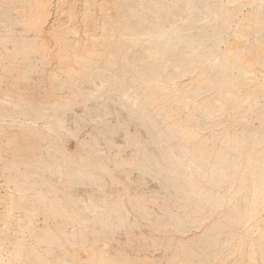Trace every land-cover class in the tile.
Instances as JSON below:
<instances>
[{
  "label": "rangeland",
  "instance_id": "374dc122",
  "mask_svg": "<svg viewBox=\"0 0 264 264\" xmlns=\"http://www.w3.org/2000/svg\"><path fill=\"white\" fill-rule=\"evenodd\" d=\"M53 1L54 0L51 1L52 6L50 5L51 10L49 11L48 19L45 22L46 24H44L42 31L38 33L36 30L29 29V27L25 26L26 24L24 19L20 20L22 17L26 18L29 16L31 12L30 7H27L28 10L25 8L24 13V10L21 9L19 1L0 0V264H15L16 262L17 264H24L25 262L27 264H64V261H66V264H90V262L94 260V264H105L106 261L104 260L107 259L110 261L108 262L107 260L108 264H256L255 262H258L257 264H264V261H262L264 260V253H262V256L261 252L259 251H264V248L262 247V244L264 246V198L262 197L264 196V190L261 189V191H258L260 190V187L263 188L262 186H264V174H262L264 173V139H262L264 137V63L260 62L254 64V72H251L249 76L253 75V80H255V82L252 80L251 84V81L246 84L249 85L246 88V85L241 87L240 89H242L243 93L239 91L240 96L245 95L242 97V99L245 98L243 101L248 104L247 99H249V102L251 103L249 105H245L243 102L244 106H241V103L238 104L237 107L231 109L230 107L234 106H232V104L231 106H228L229 108L226 107L227 110L230 109L228 110L230 111L229 115L230 117L233 116V119H231L229 115L226 114L227 110H224L225 113L223 111L219 112L220 115L221 113L223 114L222 116L218 115L217 112L219 110H216L217 114L214 111L213 117H216V119L212 118V114L210 117H206L205 115L202 117V113H196V115L199 114L197 116V122L199 123L200 128L206 124L204 125V129H200L199 126H197V123L195 127H198L200 131H203L198 132L196 131L198 129H194L197 136L200 135V137H198L203 138L205 135L203 139L209 138L210 140H215L211 141V143H216H212L213 146L210 143L212 146H210V149L212 150L211 152L214 153L210 152L208 154L210 155L208 157H211V155L215 157H212L211 159L206 158V162L210 161L207 163L208 165L205 163V159L203 160L205 166H209V168L203 166L204 163L202 168L211 169L213 166L212 164L216 163L215 160L217 159L215 158H217L219 155V151H221L222 148L221 146L226 144L224 141H226L227 138L234 135H237L238 137L239 134V137L244 139L243 141H241L242 138L240 140L238 139L237 142L239 145L243 143V147L242 145L240 147L234 143L235 146H233L234 144H230L229 146L225 145L226 149L222 148V150L224 149V153L228 156V158L232 159L231 161H239L241 164H237L240 165L239 170L237 171L230 169V171H227L228 173H226V175L219 176V174H216L217 176L214 175L213 177L211 170H201L202 172H199V170L202 168L199 170L197 168L201 166V163L199 164V162H196V164H193L195 161L189 160L192 150L191 148H188L190 149L188 151H191L188 155L187 149H183L182 146H184L185 141L179 138L167 137L169 132L166 130L165 122L162 123L163 119H160L159 116H153L154 113L157 114L156 110L152 112V115L150 114L151 118L155 120L152 122L153 120L144 118L142 115L143 112H140L143 109L139 107L137 102L134 103L136 98L135 100L132 99L136 97V95L133 93H139L141 90L140 88L142 87L140 84H138L140 82H137V80L132 81V79L135 80L133 78L134 76L132 75L133 71H125V69H123V59L126 57H124V55H127L126 58L129 61L131 60V62H133L134 58L137 56L135 58L136 61L134 62L140 64L143 62L142 66L140 64L138 65L141 66V68H137L141 71L145 70L142 73L144 75V72L147 73L148 70L147 74L149 77H151V75H149L152 74L150 67H146L144 64L145 61H142L144 58L143 55L146 53L143 52V49L145 48V50H148L146 47L147 45L151 44L148 42L150 41V38H147L149 37L148 33L147 35L139 34L143 38L139 36L142 39H136V42L138 41L137 45L139 43L140 44L138 46H129L131 44H124L121 42V39H119L120 37L118 35L119 33L117 34L118 37L114 33H110L113 27L116 28V30L112 29L113 32H120L121 28L122 30L125 28V26L122 24L121 26H118L120 24L117 23L120 21V17H123L124 14H126L124 16L125 18L128 17L127 21H132V19H134V22H136V20L138 21V19L135 20V18L138 17L135 14H137L139 11H135V9H138L136 7L141 6L138 10H140V12L142 10L141 13L145 14L144 9L147 3L144 4L143 2L146 1L142 2L140 0H128L134 5L133 6L130 4V8L126 6L129 3H125V0H122V2L121 0H113L114 3H117L116 7L115 4L110 3L112 0H94L95 2L92 0H87L88 2H85V0H58L60 2L57 0H55V2ZM104 1L107 5H102ZM165 1L162 2L168 5L169 3L166 2H170L171 0ZM187 1L189 0H186L185 2ZM200 1L201 0H199V2L198 0L192 1L193 4L190 3V1L187 2V4H190V6L192 5L191 9H195H189L190 11L183 9L181 10V8L184 7L186 9L189 8L185 2H183V6L181 5V2L179 3L182 6L181 8L178 6H172V14L179 16L178 18L175 16V18L173 15H171L176 20L172 19L171 17H168V19H170L169 22L167 20L168 23L172 21L178 25L181 22L182 24H180V26L186 25L185 27L187 28L189 25H191L189 23V25H187L188 21L198 22L199 20V22H201L200 20L204 21V17L207 18V21H215L214 23L209 21V24L206 23L204 25H201L203 24L202 22H195L192 24V26L195 25L193 26V29L190 28L192 31H189V28V30H184L185 28H182V32H184L186 35L193 34V36L191 35L192 37L189 38V41L191 44H193L191 47L194 45L195 47L198 46V40H200L203 34L206 35L205 38H207V47H210L214 43V36L218 38L214 39V41L218 44L214 46V50L217 49V54L225 51V49L231 45L230 43L234 41V44L242 37L246 38V41L240 39V45L242 46L243 44L245 46L244 50L253 45L256 41V38H259L257 41H262L261 43L264 47V30H262L263 28L260 27L256 28L257 26L255 25L256 20H264V0H240L237 2V4L235 3L236 0H231L234 3L230 0H212V3L211 1L210 4L208 3L209 5H205L204 1L200 3ZM90 2L94 4L91 6V9L87 8L88 6L85 8L88 11L90 10V12L92 11L91 13L84 9L86 4L91 5ZM138 3L144 4V7H142L143 5H138ZM97 4H101L99 6L100 8L101 6H108L110 10L107 9L108 7H104L103 9H105V11L107 10L111 12H105L103 9L99 11ZM108 4H111L112 6H110L113 7V9H111ZM15 5L18 6L20 10ZM170 5H172V3L169 4V6ZM93 6L95 7L93 8ZM117 7L118 9L120 8L122 12H120V9L118 11V9H116ZM126 7L128 8L126 9ZM175 7H177V9ZM208 7H211L212 10L215 7L216 9L212 11ZM219 8L223 10L220 12V17L217 16V14H219V10H221ZM130 9L132 12L127 14ZM232 9L235 10L233 11ZM14 10H16V12H14ZM180 10L182 12H180ZM216 10L218 13L216 12L217 14L214 16ZM227 10L235 12L233 14H236V17L235 15L230 16L231 12H228ZM93 11L96 13L94 16H92ZM226 11L228 13H226ZM212 12L214 13L212 14ZM84 13H87V16L88 14L91 15L89 17L92 18H89L86 15L83 17L82 15ZM109 13L111 16H113V20L111 19V21H114V24L117 26H114V24L112 25V23H110L111 21H109V18L105 16ZM207 13L208 16H204L205 14L207 15ZM221 13H225L227 15L229 14V17L227 18H232L233 16L234 21L231 19L232 24L230 19L227 20L226 17V20L223 21V16L226 15H221ZM115 14H119L120 16L118 15L119 17H117ZM180 14L184 17H181V21L177 20L180 19ZM209 14H212L215 19H211L212 15L210 16ZM190 15H193L194 17ZM115 16L117 19L119 18L118 21L117 19L114 20V18H116ZM130 16L131 18L129 19ZM246 16H251V18L248 17L251 19V21H249L250 23H245V21L242 23V21H239L241 18ZM124 17L121 21H124ZM150 17L154 18V15H151ZM208 17L210 18L209 20ZM87 18L89 19L87 20ZM248 18H243V20L248 21ZM84 19L88 22L85 21V23H83ZM105 21L109 23V26H107L108 24L106 25V23H104ZM226 21H229V25L231 26L228 25L229 28L223 27L222 32L224 33L221 32L222 34L217 32L220 30V27L218 28L211 26V24L213 26L215 24L218 26L222 24V22V26H226L227 23H224ZM238 21L239 25H236L235 23L238 24ZM167 22L165 25L170 28V24H167ZM102 23L105 25V31H107L108 28V34L111 35L109 42L105 40V37L103 38L105 34L103 33L104 26ZM83 24L88 26L84 25L85 29H82L84 28ZM142 25V28L140 27V32L142 31L145 33L144 27H146L145 25L148 26L149 23L147 21L146 24L144 23ZM241 26H247L245 27L246 29H243L247 33H244V31L241 30L243 32L240 33L246 35H240L241 37H239L238 34H240L239 29H241ZM216 28L219 30L217 29L215 32L214 30H216ZM225 28H227L226 31ZM69 29H73L68 31L72 33H68L72 35L70 44L75 41L74 38H78L76 41H79L81 37L84 36V33L81 31L85 30V34L93 33V35L87 34V38L92 36V39H90L91 37L88 38L90 40L89 42H94V45L98 50L100 46L104 48V45H107L108 43V46L114 42L116 43H114V45L117 47L111 45V47L108 48L105 46V50L100 48V50L102 49L99 51L100 53L108 56L110 55L111 51L115 50V47L118 48V45L120 46V49L118 50H124V48H127L129 52H120L119 58L115 59L114 62V64H116V60H118L116 65H113V63H108L105 60V57H96L91 63H89L92 67L90 66L91 68H88L89 66L86 65V63L81 60L79 63V61L77 62L78 59H75V55L77 53L79 54V51L83 52L82 47L75 49L72 47V45H68V43L67 50L69 52L67 53V50H62V47H60V45L62 46L61 42L58 43L59 41H54L58 40L54 36L56 31L60 32L61 30V32H65ZM77 29L80 30L76 31ZM73 31H76L77 33H74ZM187 31H189V33ZM233 32L235 34H233ZM8 33H14L13 38L6 37V34ZM36 34H39V36ZM41 34L43 36L40 37ZM197 36H199L198 39ZM4 37H6V39ZM39 37L41 40L44 39V41L42 40L43 43L41 40H39ZM115 37H117V39ZM32 38H36V40ZM46 39L48 40L45 42ZM78 41L74 43H78ZM220 41H222L221 44ZM74 43L73 45H75ZM38 44H42L43 46L45 44V49L43 48L45 51L43 49H38L40 48ZM183 44L184 43H182V46ZM180 45L177 44V47L174 45L173 48H175L172 49L177 50L176 48L178 47L183 48L182 46L180 47ZM35 46L37 49H33ZM121 46H123V49H121ZM150 46L151 45H149V47ZM185 46L186 44L184 47ZM179 48L177 50L178 52L175 54H169L170 56L173 55L171 56L172 59L169 58V55L167 56L169 61L166 60V62H169V64L166 65L165 69L163 68L164 70L170 68L174 63L177 65V67L180 66V62L189 64L187 61H183V59L186 60L185 58L187 56L182 55L185 53L184 51L189 52V50L182 49L183 53L181 54L180 52L182 51H180L181 49ZM250 49L251 47H249L247 51ZM70 50L77 53H75V55L73 53L72 55H69L72 52ZM60 51L61 54L64 55L65 53L69 56L74 55L75 58H71V61L75 60L72 61L73 64L70 63V60L69 63L68 61H64L68 60L69 58H65L66 55L64 56V59H61L63 56H59ZM117 52L119 54V51ZM139 52L143 55L141 56ZM188 52L186 55H189ZM176 55L182 56L178 58ZM190 57L191 55L187 57V59ZM140 58L142 60L138 61ZM176 58H178L179 64L176 63L178 62L177 60L174 61ZM99 60L101 61L99 62ZM200 60L201 62L199 65L204 62L206 63L205 59ZM170 61L172 62L171 64ZM82 62L87 66V68L86 66L85 68L87 71H90V73L88 72L90 75L87 73V75H82L83 72L81 71H86V69L83 68L84 65L81 64ZM92 64L94 65V68ZM146 65H148V63ZM69 66L72 68L75 67V73L70 72L73 69L68 68ZM177 67H174L175 69L171 67L164 73L160 72L159 70L161 73L159 76V81L163 83L161 86L164 87L166 85L165 88H167V84L170 82L168 86V88H170H161L163 91L165 90L168 93L170 89L175 87L184 88V85L187 83L189 84V87L186 85V88H189V90H193L194 87L198 86V82L196 80L198 79L199 81V72L192 71L196 69H191L189 66H186L187 70H180L181 66L179 67L180 69H177ZM97 68L99 70H97ZM189 68L191 70L190 73L193 72L194 74L195 72L194 76H191L189 73L188 76L184 75L187 72L183 71L189 72ZM217 68L214 69L216 70ZM232 69L230 70L231 75H233V72L235 75H241L242 72L237 71L241 70L238 66L234 65ZM79 70L80 72L77 73V77L75 74ZM108 70L111 72L107 74L103 73L105 71L108 72ZM177 70H180V73L182 72L183 75H180V73L178 74L179 71ZM217 70L219 72L220 69L218 68ZM169 71H171V75L168 73ZM93 72L97 75L95 76V80L91 78L95 75ZM123 72H127L126 75ZM218 72L213 70L212 73H214V76H217ZM66 73L68 75L74 74L76 78L74 75L68 76ZM115 73L120 75L117 77H121L124 80V83L121 84V82H117L119 81L117 80L116 82H113V85V83L110 82V78L113 77L110 74H114L115 78L117 79ZM55 74L57 76H53ZM133 74L135 75V73ZM72 76L73 79H70ZM162 76L164 77L163 79ZM193 77H195L196 80H191ZM121 78L120 81L123 82ZM170 78H173L172 82V79ZM174 78H176L175 81ZM189 79L191 82L193 81L191 84L188 82ZM73 80H76V82L72 83ZM107 80H109L110 83H108ZM125 81H127V84L130 81L128 86L125 85ZM164 82H167V84ZM175 82L177 84L175 87H173ZM184 82L187 83L185 84ZM195 82H197V84ZM131 83L132 86H130ZM178 84L183 86H179ZM192 84L195 86L192 87ZM119 85H121V87ZM129 86L134 87V89L139 92H133L134 89L131 88L130 90ZM119 87L120 89H117ZM123 88L126 89L124 90ZM177 88H175V90ZM247 88H252L254 91L253 95L256 94L254 95L255 97H248L249 93L246 95L248 91H251ZM201 89L202 88H200L199 92H201ZM203 89L200 94H206L204 97L212 96L211 98H213L214 95V98L217 97L212 91L213 89H209V87L206 86H204ZM129 90L131 91L130 93ZM159 91V93L154 91L156 93V97L159 95L157 98H162V94H167L164 92L162 93L161 90ZM147 92L150 93L153 91L149 89ZM125 93H127L129 97ZM124 94L127 98L124 96ZM131 95L135 96L132 97ZM202 95L200 98L198 97V99L196 98L197 96L187 97V100H191L188 101L191 103H189L188 106L195 105L192 104V102L195 103L194 101H200L201 98H203ZM125 98L128 99V101L124 100ZM253 98H256V101L258 102H254L255 100L252 102ZM23 100L26 101L24 102ZM216 100L220 99L215 98L214 100V104L218 106L219 101L216 103ZM22 101L23 107L21 106ZM199 101H197L196 104H198ZM68 102L69 104H67ZM169 102L170 103L168 104L170 105L173 101L169 100ZM133 104L135 106H133ZM136 106L141 110H138L139 108L137 109ZM188 106L186 107L189 111H191L192 106H189L191 108ZM186 107L183 111L186 110ZM188 110L185 112H188ZM183 111H181V114L179 113L180 115L175 114V117H183L185 115ZM217 115L219 117H217ZM62 116L66 119L57 120L58 118H63ZM201 119H203V122L207 123L209 122L207 120H212L213 123L215 122V125L211 123L213 127L210 126V122L209 124L204 123L202 125V122H200L202 121ZM233 120L234 123L231 122ZM59 121H63L65 124ZM140 122H143L144 125L142 123L140 124ZM207 125H209V127ZM211 128H213L216 133ZM71 130L72 132H70ZM210 130L212 132H210ZM245 135L250 137H245ZM215 136H219L217 140L215 139ZM259 136L262 137L260 138V141L258 138H255ZM81 140H86L87 143H90H86V146H84L85 144L81 143ZM113 143L120 145L121 147L116 146ZM175 143H178V145L174 146L173 144ZM177 146L179 147L177 148ZM189 146L191 147V144ZM99 150L103 151V153H101ZM239 150H242L241 152H243V154H241V152L239 154ZM118 152L120 153L118 154ZM176 155H178L179 158H177ZM234 156L237 159H235ZM186 159H188V161H186ZM257 159L258 161H256ZM233 162L230 163L232 165L231 167L234 166ZM99 163H101L103 166H101ZM185 163L189 165L187 166ZM236 163L237 162H235V164ZM190 164H192L193 167L196 165L194 167V169H196L195 171L193 167L190 166ZM80 167L82 170H80ZM188 167L191 168V170H189ZM241 169L244 171L242 170V172ZM188 171L191 172L188 173ZM203 171L205 173H203ZM251 171L253 173H251ZM85 172L87 174L91 173L92 175H87ZM209 172L212 174H207L205 176V174ZM230 172H234L235 174H230V176ZM186 173L188 174L186 175ZM256 173L257 176L261 173L262 177L258 176L256 179L257 182H254L255 178L257 177H255ZM228 175L230 176L229 178H227ZM225 176L226 178H224ZM211 177L212 179L215 177H218L219 179L216 178L214 181V179H210ZM259 177L260 179L262 178L263 181H261L262 179L260 180ZM191 179L195 180L197 183L199 182L198 185L201 184L195 188L194 192H191ZM211 180L213 182H211ZM23 182H26V184ZM261 183L263 184L260 185ZM253 184H255L254 189ZM201 191L207 192L208 194L205 196L204 192ZM256 192H258V194ZM232 193H236L237 195H231ZM201 194L204 195L203 199H201ZM218 194L223 195L222 197L226 198V200L223 199L225 204L223 201L216 199ZM259 195L262 198L258 197ZM194 196L195 198L193 199ZM12 197H15L16 200H13ZM20 197L25 198L22 199ZM205 198L207 200L211 199V202H208ZM229 198L231 199L229 200ZM202 200L205 201L200 202ZM94 201L97 202V204L94 203L96 207L93 206V210H90L92 209V205H94ZM218 201L222 202L223 204H219ZM85 203H88V206L90 205L91 207L89 206V209H86L87 207L85 206L87 205H85ZM97 205L99 208H101V210L98 209ZM217 205H220L221 207ZM125 206L127 208H125ZM198 206H200V208H198ZM203 206L205 208H203ZM214 206H217L215 208L218 209H215ZM95 209L98 211V213L93 212ZM102 210L104 211L103 213L101 212ZM244 210H246L245 212L247 213H245ZM82 214L83 216H81ZM228 214L230 215L227 216ZM98 215H101V217L103 215V218H100ZM94 218H96V220ZM67 232L69 234H67ZM259 243H262L260 244L261 249H258ZM258 252H260L259 254L260 257L262 256V259H260ZM16 257L21 258L16 259ZM91 258H93V260L88 262V259ZM46 261L48 263H46ZM91 264H93V262H91Z\"/></svg>",
  "mask_w": 264,
  "mask_h": 264
},
{
  "label": "bare ground",
  "instance_id": "6f19581e",
  "mask_svg": "<svg viewBox=\"0 0 264 264\" xmlns=\"http://www.w3.org/2000/svg\"><path fill=\"white\" fill-rule=\"evenodd\" d=\"M17 1H19V3H20V6H21V9H25L26 8V10H28V8L27 7H30V9H31V12H30V14H29V11H28V14H29V16L28 17H26V18H24V17H22L20 20H25V26H27V27H29V29H34V30H36L38 33H40L41 31H42V28H43V26H44V24H46L45 22L47 21V19H48V16H49V11L51 10L50 9V7L52 6V3H51V1L52 0H17ZM58 1V0H57ZM56 1V2H57ZM60 1H63V0H60ZM60 1H58V2H60ZM74 1V0H73ZM82 1V0H81ZM87 0H85V2H86ZM89 1H91V0H89ZM93 2H95L94 0H92ZM110 1V0H109ZM113 1V0H112ZM110 2L111 4L113 3V4H115V7L117 6L116 4L117 3H114V1L113 2ZM120 1V0H119ZM124 1V0H123ZM133 1H138V0H133ZM140 1H146V2H143L144 4L145 3H147V5H145V9L144 8H141V9H144L145 11H144V13L145 14H142L141 12H142V10H141V12H140V10H138V9H140V7L141 6H138V7H136V8H138V9H135V11L137 10V11H139L137 14H135L136 16H138V17H136L135 18V20L136 19H138V21L136 20V22H134L133 20L134 19H132V21L131 20H128L127 21V18H125L124 16L126 15V14H122L123 15V17H124V21H121L122 19H123V17L121 16L120 18V23L119 22H117L118 24H120V25H118V26H121V24L123 25V26H125V28H123V30H122V28L120 29L121 31L120 32H113L112 31V29H115L116 30V28H112L111 29V33L110 34H115V35H117L118 33V35H119V39H121V42H123L124 44H131V45H129V46H138L137 45V42H136V39H139V38H141L142 36L141 35H139V34H146L147 35V33H148V35H149V37H147V38H150L149 40L150 41H148L149 43H151V44H149V45H151L150 47H149V45H147V47H149V48H147L146 46V49H148V50H145V48L143 49V50H141V51H143L144 53H145V55H143L142 53H140V55L142 56H144V58H143V60L140 58V60H138V61H145L144 62V64H145V66L147 67V66H149L150 67V71H151V73L152 74H149V75H151V77H149L148 76V70H147V73L146 72H144L145 73V75L144 74H142L143 73V71H145V70H140V69H138L139 67L141 68V66L143 65V62H141L142 64H140V63H137V62H134V61H136V57L134 58V60H133V62H131V60L129 61L126 57H127V55H124V57H125V59H123L124 60V62H123V69H125V71L127 70V71H133V73H135V75L132 73V75L134 76L133 78L135 79V80H133L132 79V77H131V79H132V81H136L137 80V82H140V83H138V84H140L141 85V87L142 88H140L141 90H140V92L139 91H137V90H135L134 89V87H130V86H132V83H131V85L129 86L130 87V90H131V88H133L132 90H133V92H135V91H137V92H139V93H133V94H135L136 95V97H134V98H132L133 100H135V98H136V101H134V103L135 102H137V104L139 105V107L140 108H142L143 110H141L139 107H137V109L138 110H141L140 112H143V114L142 113H140V114H142L143 116H144V118H146V119H150V120H153V118H151V116H150V114L152 115V112L154 111V110H156V112H157V114H155L154 113V115L153 116H155V115H157V116H159V118L161 119H163V121H162V123L163 122H165V126H166V130L169 132L167 135V137H172V138H179V139H182L183 141H185V144H184V146H182L183 147V149L185 148V149H187V152H188V155L190 154V152L188 151V150H190V149H188V148H191V150H192V153L190 154V159L189 160H192V161H195V163H193V164H196V162H199V164L201 163V166L199 167V168H197L198 170L200 169V168H202L203 166H205V163L207 164L208 162H210V161H207L206 162V158H208V159H211L212 157H215V156H213V155H211V157H208V156H210V155H208L212 150L210 149V146L212 145L213 146V144H216L215 142H212L211 143V141H215V140H210L209 138H207V139H209V140H207V139H203L204 137H205V135H204V137L203 138H199L200 137V135H198L197 136V134H196V132H195V130L194 129H198V130H196V131H198V132H203V131H200L199 130V128H200V126H199V123L197 122V116L199 115V114H197L196 115V113L197 112H200V113H202V117H203V115H205L206 117H210V115L212 116V118L213 119H216V117H213V113H214V111H215V113H216V110L218 111L217 113H218V115L219 116H222L223 114L221 113V115L219 114V112H221V111H223L224 112V110H227L226 109V107L227 108H229L228 106L230 105L231 106V104H232V106L233 107H230V109L231 108H235V107H237V105L238 104H241V106L243 105L244 106V104H243V102L245 103V105L247 104L245 101H243V100H245V98L244 99H242V97L243 96H245V95H243V96H240V94H239V91H241L242 92V89H240L241 87H243L244 85H246V84H248L250 81V84L252 83V80L254 79V76L252 75V76H249L250 74H251V72H254V69H253V67L255 68V65L254 64H257V63H260V62H262V63H264V47H263V45H262V41L261 42H259V41H257V39L259 40V38H256L255 40V43L253 44V45H251V46H249V47H251V49L249 50V51H247L248 49H249V47L247 48V49H245L244 50V45L242 44V46L240 45V42H241V40L240 39H243V40H245L246 38H244V37H242V38H240L239 40H237L236 41V43H234L233 44V42L232 43H230L231 45L229 46V47H227L226 49H225V51H223L222 53H216V50H214V46L217 44L215 41H214V39L216 38V36H214L215 38L213 39L212 37V39H213V44L210 46V47H207V45H206V39L207 38H205V36L206 35H204L203 33V36L201 37V35H200V40H198L199 42L197 43V40H196V43L198 44V46H196L195 47V45L194 46H192L191 47V45H193V44H191V42L189 41V38H191L192 36H193V34H188V35H190V36H188V35H186L184 32H182V28H185L184 30H186V29H190V28H192L193 29V26H195V25H193L192 26V24H194L195 22H197V21H193V22H191V21H188L187 22V25H189V24H191V25H189V26H192V27H189L188 26V28L187 27H185V26H180V24H182L181 22H180V24L178 25V24H176L175 22H172V21H170V23H168L169 22V20L170 19H168V17H171L172 19H174V20H176L175 18L177 17L178 18V16L177 15H174V14H172V12L173 11H171V7L172 6H178L179 8H181L182 6H183V2H185L186 0H171L170 2H166L165 0H162V1H165L166 3H169V4H171L172 3V5H170L169 6V4L167 5V4H165L164 2H162L161 0H156V1H153V0H140ZM190 1V3H192L193 4V2L192 1H195V0H189ZM189 1H187V2H189ZM204 1V3H205V5H209L210 4V1H211V3H212V0H201L200 1V3H202ZM231 1V0H230ZM234 1V0H233ZM233 1H231V2H233ZM240 0H236L235 1V3L237 4V2H239ZM245 1V0H244ZM257 1V0H256ZM16 2V1H15ZM53 2H55V0L53 1ZM71 2V1H70ZM88 2V1H87ZM107 2V1H106ZM116 2V1H115ZM118 2V1H117ZM121 2H122V0H121ZM125 3H129L128 5H126V6H130V4L131 5H133L132 3H130L128 0H127V2H126V0L124 1ZM182 3L181 5L179 4V3ZM187 2H185L186 3V5H187V7H189L188 9H186L185 7V9L184 8H181V10L183 9V10H189V9H191V6H190V4H187ZM198 2H199V0H198ZM62 3V2H61ZM76 3V2H75ZM91 3V2H90ZM89 3V4H90ZM107 3H109V2H107ZM137 3V2H136ZM140 3V2H139ZM138 3V5H143L142 7H144V4H139ZM209 3V4H208ZM234 3V2H233ZM247 3H249V2H247ZM55 4V3H54ZM96 4V3H95ZM110 4V5H111ZM135 4V3H134ZM235 4V5H236ZM17 5V4H16ZM15 5V6H16ZM51 5V6H50ZM77 5V4H76ZM83 5H84V3H83ZM92 5H94V4H92L91 3V5H87L86 4V6H84V9H86L85 7H87V8H90L91 9V6ZM98 5V4H97ZM96 5V6H97ZM101 5V4H100ZM100 5H98V8H99V11L101 10V9H103L104 7L105 8H107L108 6H101V8L99 7ZM102 5H107L106 3H105V1H104V3H102ZM109 5V4H108ZM109 5V6H110ZM119 5V4H118ZM122 5V4H121ZM123 5H125V4H123ZM135 5H137V4H135ZM233 5V4H232ZM90 6V7H89ZM112 6V5H111ZM110 6V8L111 9H113V7H111ZM134 6V5H133ZM204 6V5H203ZM16 7H18V6H16ZM55 7V6H54ZM95 6H93V8H94ZM121 7V6H120ZM124 7V6H123ZM128 7H126V9L128 8ZM204 7H206V6H204ZM212 7V6H211ZM211 7H208L210 10H212V8ZM97 8V9H98ZM130 8V7H129ZM176 9H177V7H175ZM18 9H19V7H18ZM29 9V10H30ZM76 9V8H75ZM108 10H110L109 9V7L107 8ZM115 9V8H114ZM116 9H118V7L116 8ZM120 9V8H119ZM119 9H118V11H119ZM125 9V8H124ZM132 9V8H131ZM131 9H130V11L129 12H127V14L129 13L130 14V12H132L131 11ZM173 9V8H172ZM192 9H194V8H192ZM191 9V10H192ZM214 9H216V7L214 8ZM214 9L212 10V11H214ZM219 9H221V8H219ZM218 9V10H219ZM259 9V8H258ZM20 10V9H19ZM87 10V9H86ZM86 10H85V12H86ZM104 11H105V9H103ZM175 10V9H174ZM180 10V12H182ZM195 10V9H194ZM233 11L235 10V9H232ZM88 11V10H87ZM94 11H95V9H94ZM93 11V15L92 16H94V15H96V13ZM97 11V10H96ZM98 11V12H99ZM107 11V10H106ZM105 11V12H106ZM135 11L133 10V12L135 13ZM190 11V10H189ZM189 11H187V12H189ZM223 10L221 9V10H219V14H217L218 13V11L216 10L215 11V13L214 12H212V14L214 13V16H215V14H217V16H219L220 17V12H222ZM228 11V10H227ZM226 11V13H228V12H231L230 13V16L231 15H235V17H236V14H233V13H235V12H232L231 10H229L228 12ZM14 12H16V10H14ZM24 13H25V10L23 11ZM88 12H90V10L88 11ZM87 12V13H88ZM92 12V11H91ZM90 12V13H91ZM107 12H111V11H107ZM112 12H113V10H112ZM120 12H122L121 11V9H120ZM185 12V11H184ZM183 12V13H184ZM217 12V13H216ZM87 13L85 14H83L82 16L84 17L85 15L87 16ZM162 13V14H161ZM183 13H181V14H183ZM243 13V12H242ZM113 14V13H112ZM132 14V13H131ZM160 14V15H159ZM177 14H179V13H177ZM181 14H180V19H177V20H180L181 21V17H183V16H181ZM185 14V13H184ZM194 14H195V12H194ZM212 14H209L210 16L212 15ZM222 14H225V13H221V15ZM108 15H110L111 16V14L109 13ZM108 15H105V16H107L108 18H109V21H111V19L113 20V16H108ZM115 15H117V17H119L120 15L119 14H115ZM119 15V16H118ZM151 15H154V18H152V17H150ZM170 15V16H169ZM171 15H173L174 17H172ZM226 16H223L224 17V20L223 21H225L226 20V18L227 17H229V14L227 15V14H225ZM242 16H244L243 14H241ZM24 16H25V14H24ZM27 16V15H26ZM89 16H91V15H89L88 14V16L87 17H89ZM103 16H104V14H103ZM127 16H129V15H127ZM132 16V15H131ZM131 16L129 17V19L131 18ZM185 16V15H184ZM190 16H193V15H190ZM196 16V15H195ZM204 16H208V13H207V15L205 14ZM209 16V17H210ZM81 17V16H80ZM83 17H82V19H83ZM116 17V16H115ZM117 17L116 18H114V20L115 19H117ZM133 17H135V16H133ZM194 17V16H193ZM200 17H202V16H200ZM208 17V20L210 19ZM218 17V18H219ZM226 17V18H225ZM248 17H250L251 18V16H246V17H243L244 19L245 18H248ZM89 18H92V17H89ZM89 18H87V20L89 19ZM105 18V17H104ZM184 18V17H183ZM198 18V17H197ZM233 16H232V18L230 17V18H227V20L228 19H230V21H231V24H232V20H233ZM243 18H241L239 21H242V23H244V21H245V23H250L249 21H251V19L250 18H248L249 20L247 21V20H243ZM81 19V20H82ZM85 19H86V17H85ZM83 20V23H85V21L86 22H88L87 20ZM211 19H215L214 17H213V15H212V17H211ZM232 19V20H231ZM80 20V19H79ZM104 20H107V19H104ZM103 20V21H104ZM119 20V18L117 19V21ZM167 20H168V22H167ZM185 20V19H184ZM189 20V19H188ZM126 21V22H125ZM147 21H148V23H149V27L147 26V25H145L146 27H148V28H146V27H144V32L145 33H143L142 31L140 32V27L142 28V24H146L147 23ZM203 24H201V25H204V24H206V23H208L209 21L211 22V20H209V21H207V18H205L204 17V21L203 20H200ZM206 21V22H205ZM234 21V20H233ZM239 21H238V24L237 23H235L236 25H239ZM254 21V20H253ZM20 22V21H19ZM123 22V23H122ZM167 22V24H170V28L169 27H167L166 25H165V23ZM182 22H183V20H182ZM201 22H199V20H198V22L197 23H201ZM205 22V23H204ZM209 22V23H210ZM215 21L213 20L211 23H214ZM78 23H79V21H78ZM104 23H106V25L107 26H109V23H107V21H105ZM104 23H102L103 24V26H104V31H103V33L105 34V36H103V38L105 37L106 39V41L107 42H109V39L111 38V35L110 34H108V28H107V31H105V25H104ZM110 23H112V25L114 24V21L112 22H110ZM179 23V22H178ZM189 23V24H188ZM208 23V24H209ZM225 24L227 23V25L226 26H222V24H223V22H222V24H220V25H212L211 24V26L212 27H220L219 29L218 28H216V30H214L215 32L217 31V29L219 30V31H217V32H219V34L222 32V30H223V27H227V28H229V26H231V25H229V21L227 22H224ZM242 23L240 22V24L242 25ZM88 24V23H87ZM84 25H86V24H83V27L84 28H82V29H85V26ZM116 24H114V26H115ZM229 25V26H228ZM245 25H248V24H245ZM255 25L257 26L256 28H263L262 30H264V20H256L255 21ZM53 26V25H52ZM86 26H88V25H86ZM102 26V25H101ZM110 26H111V24H110ZM117 26V25H116ZM207 26H210V25H207ZM63 27V26H62ZM137 27H139V28H137ZM202 27V26H201ZM200 27V28H201ZM236 27H239V26H236ZM245 27H247V26H245ZM244 26H241V29H239V28H237V29H239V33L240 32H243L244 31V33H247L245 30H243V29H246ZM111 28V27H110ZM203 28V27H202ZM201 28V29H202ZM222 28V29H221ZM227 28H225V31L227 30ZM117 29H119V28H117ZM146 29V30H145ZM148 29V30H147ZM188 29V30H189ZM192 29H190L189 31H192ZM215 29V28H214ZM237 29H236V31H237ZM63 30V29H62ZM70 30H73V29H69V30H66L65 32H61V30H60V32L58 31H56L55 32V37L58 39V40H54V41H59L58 43H60L61 42V44H62V46L60 45V47H62V50H67V46L68 45H72V47L73 48H75V49H79V48H81L82 47V49H83V52H81V51H79V54L77 53V52H73L72 50H70V51H72L69 55H72V53L75 55V53H77L76 55H75V57H74V55L73 56H69V55H66V53H65V55L64 54H61V51L59 52L60 54H59V56H63V58H61V59H64V56H65V58H68V60H64V61H68V63H69V60H70V63H72L73 64V62L72 61H75V60H72L71 61V58L72 57H74L75 59H78L77 60V62L79 61V63L81 62V61H83L84 63H86V65H88L89 67L88 68H91L92 66H91V64H89V63H91L96 57H99V58H101V57H105L106 59V61L108 62V63H113V65H116L117 64V61L118 60H116V64H114V62H115V59H117V58H119V55H120V52H123V51H127V52H129V50H127V48L125 49L124 48V50H118V49H120V46L118 45V48H116L117 46L116 45H114V43L113 44H110V46H108L109 45V43L107 44V45H104V48L102 47V46H100L99 47V50L98 49H96V47H95V43L93 42H89L90 40L88 39V38H90V39H92V36H90V37H88L87 38V34H85L86 32H85V30H82L81 32L82 33H84V36H82L81 37V39L78 41V43H74V42H77L76 41V39H78V38H74V37H72V38H74L75 39V41L74 42H72V44H70V40H71V36L72 35H70V34H68V33H71V32H68V31H70ZM75 30V29H74ZM80 29H77L76 31H79ZM141 30H143V29H141ZM203 30V29H202ZM241 30H243V31H241ZM75 31V32H76ZM88 31V30H87ZM189 31H187L188 33H189ZM194 31V30H193ZM204 31V30H203ZM74 32V31H73ZM74 32V33H75ZM80 32V33H81ZM92 32V31H91ZM90 32V33H91ZM6 33V32H5ZM77 33V32H76ZM222 33H224V32H222ZM221 33V34H222ZM238 33V32H237ZM14 33H8V34H6L7 36L6 37H8V38H13V35ZM72 34V33H71ZM94 34H95V31H94ZM216 34H218V33H216ZM218 34V35H219ZM233 34H235L234 32H233ZM9 35V36H8ZM12 35V36H11ZM37 36H39V34H36ZM76 35V34H75ZM81 35V34H80ZM79 35V36H80ZM88 35H93V33H91V34H88ZM100 35V34H99ZM102 35V34H101ZM118 35H117V37H118ZM239 35V37H241L240 35H246V34H242V33H240V34H238ZM27 36V35H26ZM36 36V37H37ZM41 36H43L42 34L40 35V37ZM45 36V35H44ZM97 36V35H96ZM114 36V35H113ZM139 36H141V37H139ZM195 36V35H194ZM224 36V35H223ZM6 37H4L5 39H6ZM40 37H39V40H41L40 39ZM54 37V38H55ZM117 37H115L116 39H117ZM196 37V36H195ZM217 37H220V36H217ZM238 37V38H239ZM114 38V37H113ZM143 38V37H142ZM141 38V39H142ZM146 38V37H145ZM199 38V36H197V39ZM238 38H234V39H238ZM5 39H3V40H5ZM32 39H34V40H36V38H32ZM31 39V40H32ZM195 39V38H194ZM216 39H218V38H216ZM22 40V39H21ZM43 41H44V39H42ZM41 40V41H42ZM48 39H46L45 40V42L47 41ZM100 40V39H99ZM114 40V39H113ZM193 40V39H192ZM221 40V39H220ZM30 41V40H29ZM43 41H42V43H43ZM140 41V40H139ZM145 41V40H144ZM194 41V40H193ZM246 41V40H245ZM22 42V41H21ZM136 42V43H135ZM147 42V43H148ZM221 42L222 41H220V44H221ZM237 42H239V43H237ZM32 43V42H31ZM69 43V44H68ZM73 43L75 44V45H73ZM180 43H181V45H180ZM182 43H184L183 44V46H182ZM219 43V42H218ZM227 43V42H226ZM33 44V43H32ZM68 44V45H67ZM103 44H105V43H103ZM116 44V43H115ZM180 45V47L182 46L183 48H179V49H181L180 51H182V49H186V50H189V52L188 51H184L185 53H183V51L182 52H180L182 55H185V56H187V57H189L190 55H191V57L189 58V59H187V57L185 58L186 60H184L183 59V61H187L189 64H185V63H183V62H180V64H179V60H178V58H180L181 56H177L176 55V57H178V58H176L174 61H178V62H176V63H178L180 66V68L179 67H177V65H175V63L171 66V67H177V69H180V70H183V69H185V70H187V67L186 66H189L191 69L192 68H194V69H196V70H192V71H196V72H199V81H198V79L196 80V76H197V74H196V76L195 77H193V79H191V80H196L197 82H198V86L197 87H194L195 85H193L192 84V87H194V89L193 90H189V88L187 89L186 87L189 85L187 82H184L186 85H184V88H182V87H180V88H177V87H175V85L177 84L176 82H175V84L173 85V87H175V88H177L176 90H175V88H172V86H171V88L172 89H170L169 91H168V93L164 90L163 91V89H161V88H164V89H169L168 88V86H169V84H170V82H169V84H167V82H164V83H166L168 86H167V88H165V86L164 87H162L161 85H163V83H161V81H159V76L161 75V73L160 72H165V71H168V69H170V68H168L167 70H164L165 69V67H166V65L167 64H169V62L167 63L166 62V60H168L169 61V58H171V56H173V55H169L170 53H176V52H178L177 50H178V48H176L177 50H173L174 48H173V46L175 45ZM186 44V48L184 47V45ZM196 44V45H197ZM245 44H246V42H245ZM17 45V44H16ZM35 45V44H34ZM111 45H114V46H116L115 47V50H113V51H111V53H110V55H108V56H106L105 54H103V53H100L99 51H101L102 49H104L105 50V46H107L106 48H108V47H111ZM121 45V44H120ZM218 45V44H217ZM229 45V44H228ZM38 46L40 47V48H38V49H45V44H44V46L42 45V44H38ZM69 46V47H70ZM114 46H112V47H114ZM49 47V46H48ZM126 47V46H125ZM177 47V46H176ZM243 47V48H242ZM247 47V46H246ZM25 48V47H24ZM72 48V49H73ZM100 48H102L101 50H100ZM173 48V49H172ZM28 49V48H27ZM33 49H37V47L35 46V48L33 47ZM43 49V50H44ZM61 49V48H60ZM71 49V48H70ZM82 49H80V50H82ZM121 49H123V46H121ZM19 50V49H18ZM103 50V51H104ZM8 51V50H7ZM45 51V50H44ZM47 51V50H46ZM75 51V50H74ZM102 51V52H103ZM117 51H119V54H118V52ZM69 51L67 50V53H68ZM117 52V53H116ZM127 52H125V53H127ZM187 52L189 53V55H186L187 54ZM17 53V52H16ZM64 53V52H63ZM124 53V52H123ZM180 53H179V55H180ZM117 55H118V57H117ZM139 55V56H140ZM170 56L169 58H167V56ZM123 57V58H124ZM175 57V56H174ZM45 58V57H44ZM167 58V59H166ZM183 58V57H182ZM181 58V59H182ZM130 59V58H129ZM172 59V58H171ZM181 59H180V61H181ZM200 59H205L206 60V63L204 62V63H201V65H199L200 64V62H201V60ZM81 60V61H80ZM101 60H104V59H101ZM101 60H99V62L101 61ZM77 62H74V63H77ZM83 62L81 63L82 65H84V67L83 68H85V64H83ZM203 62V61H202ZM1 63V62H0ZM68 63H67V65H68ZM148 63V65H146ZM172 62L170 61V64H171ZM183 63V64H182ZM261 63V64H262ZM141 65V66H138V65ZM202 64H204V65H202ZM93 65V64H92ZM175 65V66H174ZM192 67H191V66ZM234 65H236V66H238L239 67V69H241V70H237L238 72H242L241 73V75L239 74V75H235L234 74V72L232 73L233 75H231L230 73V70L233 68V66ZM70 66H72V65H70ZM68 67V68H72V67ZM91 66V67H90ZM260 66V65H259ZM5 67V66H4ZM96 67H98V66H96ZM107 67H109V66H107ZM138 67V68H137ZM220 69L219 70V72H218V68ZM6 68V67H5ZM67 68V67H66ZM86 68H87V66H86ZM85 68V69H86ZM93 68H94V65H93ZM164 68V69H163ZM174 68V69H175ZM190 68H189V72L188 71H183V72H187V73H185L184 75H186V76H188V73L192 76H194L195 75V72H194V74H193V72H191L190 73ZM214 68H217L216 70L214 69ZM258 68V67H257ZM73 70L72 71H70L71 73L73 72V73H75V67L74 68H72ZM75 69V70H74ZM77 69H79V68H77ZM122 69V68H121ZM140 70V71H138V70ZM144 69H146V68H144ZM236 69V68H235ZM3 70V69H2ZM69 70V69H68ZM89 70V69H88ZM96 70V69H95ZM95 70H94V72H95ZM97 70H99L98 68H97ZM96 70V71H97ZM104 70V69H103ZM159 70H160V72H159ZM161 70H163V71H161ZM180 70H177V71H179L178 72V74L180 73ZM213 70L215 71V72H218V74H220V75H218L217 74V76H214V73H212L213 72ZM232 70H234V69H232ZM62 71V70H61ZM85 71V70H84ZM84 71H81V72H83L82 73V75H87V74H89L90 73V71H87V69H86V71H85V73H84ZM122 71V70H121ZM176 71V72H177ZM63 72V71H62ZM66 72V71H65ZM64 72V73H65ZM80 72V70L78 71V72H76V76H77V73H79ZM89 72V73H88ZM93 72V74H95ZM111 72V71H110ZM109 72V70H108V72L107 71H105V72H103V73H105V74H107V73H110ZM171 71H169L168 73H170ZM69 73V72H68ZM87 73V74H86ZM102 73V74H103ZM113 73V72H112ZM124 73V72H123ZM127 73V72H126ZM126 73H124L125 75H126ZM150 73V72H149ZM158 73H160V74H158ZM162 73V74H163ZM173 73H174V71H173ZM67 74V73H66ZM116 74V73H115ZM130 74V73H129ZM68 75V74H67ZM71 75H74V74H71ZM71 75H68V76H71ZM74 75V77L76 78V76ZM81 75V74H80ZM90 75V74H89ZM104 75V74H103ZM110 75H112L113 77H111V76H108V77H111L110 78V82H116L117 80H119V81H117V82H121V84L122 83H124V80L121 78V77H117V76H120V75H117L116 74V77H117V79L115 78V75L114 74H110ZM122 75V74H121ZM128 75V74H127ZM131 75V76H132ZM168 75V74H167ZM170 75H171V73H170ZM175 75H176V73H175ZM180 75H183L182 74V72L180 73ZM180 75H178V76H180ZM213 75V76H212ZM216 75V74H215ZM235 75V76H234ZM53 76H57L56 74L55 75H53ZM92 76V75H91ZM95 76H97L96 74L93 76V77H91V78H93V80H95ZM98 76H99V74H98ZM106 76V75H105ZM166 76V75H165ZM78 77V76H77ZM1 78V77H0ZM69 78V77H68ZM120 78H121V80H123V82L122 81H120ZM161 78V77H160ZM164 77L162 76V79H163ZM167 78V77H166ZM169 78V77H168ZM187 78V77H186ZM195 78V79H194ZM250 78H252V79H250ZM70 79H73V76L72 77H70ZM84 79H86V78H84ZM130 79V80H131ZM170 79H172L171 80V82L173 81V78H170ZM175 79L176 78H174V81H175ZM190 79H189V81L188 82H190V84L193 82H191L190 81ZM92 80V79H91ZM93 80H92V82H93ZM74 81V82H73ZM72 81V83H75L76 82V80H73ZM108 81V83H110L109 82V80H107ZM254 82H255V80H253ZM197 82H195L196 84H197ZM253 82V83H254ZM60 83V82H59ZM107 83V84H108ZM129 83H130V81H129ZM128 83V84H129ZM158 83V84H157ZM159 83H161V84H159ZM257 83H259V82H257ZM93 84V83H92ZM120 84V83H119ZM128 84H127V81H125V85H127L128 86ZM260 84V83H259ZM83 85V84H82ZM81 85V86H82ZM113 85H114V83H113ZM115 85H116V83H115ZM118 85V84H117ZM158 85H160V86H158ZM179 85V84H178ZM253 85V84H252ZM256 85H258V84H256ZM67 86V85H66ZM105 86V85H104ZM120 87H121V85H119ZM159 87V90H161L162 91V93L164 92V93H167V94H162V98H157L156 96H155V94L156 93H159L160 91L158 90V87ZM179 86H183V85H179ZM204 86H206V87H209V89H213L212 91L216 94V96L217 97H215V98H219L220 100H221V102H220V100H216V103H217V101H219V104H218V106H216L214 103V100H215V98H214V96H213V98H211V97H204V96H206V94L204 95H202V94H200L204 89H203V87ZM247 86H249V85H246L245 86V88L247 87ZM260 86H262V85H260ZM74 87V86H73ZM99 87H101V86H99ZM102 87H103V85H102ZM120 87L119 88H117V89H120ZM189 87V86H188ZM251 87V86H250ZM97 88H98V86H97ZM104 88V87H103ZM139 88V87H138ZM156 88H157V90H156ZM182 88V89H181ZM186 88V89H185ZM200 88H202L201 89V92H199V90H200ZM99 89V88H98ZM102 89V88H101ZM114 89V88H113ZM112 89V90H113ZM124 90L126 89V88H123ZM137 89V88H136ZM149 89L151 90V91H153V92H150V93H148L147 91H149ZM247 89H250L251 91H248L247 93H246V95L249 93V95H248V97H255L254 95H256V94H254L253 95V93H254V91L252 90V88H247ZM255 89H257V88H255ZM64 90V89H63ZM122 90V89H121ZM129 90V93L131 92ZM243 90H244V88H243ZM7 91V90H6ZM62 91V90H61ZM115 91V90H114ZM154 91H157L156 93L154 92ZM159 91V92H158ZM247 91V90H246ZM83 92V91H82ZM251 92V93H250ZM6 93V92H5ZM161 93V92H160ZM243 93V92H242ZM241 93V94H242ZM94 94H95V92H94ZM128 97H129V95L127 94V93H125ZM124 94V96L126 97V95ZM199 94H200V96H199ZM135 95H133V96H135ZM164 95V96H163ZM201 95H202V97L203 98H201V100L199 101V100H197L198 99V97L200 98L201 97ZM210 95H212V94H210ZM253 95V96H252ZM54 96V95H53ZM57 96V95H56ZM123 96V97H124ZM132 96V95H131ZM132 96V97H133ZM191 97V96H197L196 98V100L197 101H199L198 102V104H196V102L197 101H194L195 103H193L192 102V104H195V105H189V106H192V108L191 107H189L188 106V104L190 103V102H188V101H191V100H187V97ZM85 97V96H84ZM247 97V96H246ZM4 98V97H3ZM127 98V97H126ZM124 99V100H127L128 101V99ZM60 99V98H59ZM99 99V98H98ZM189 99V98H188ZM247 99V98H246ZM2 100V99H1ZM67 100H69V99H67ZM130 100V99H129ZM169 100H171V101H173L170 105L168 104V103H170L169 102ZM253 100H255L254 102H258V101H256V98H253L252 99V102H253ZM24 102L26 101V100H23ZM23 101L21 102L22 104H21V106L23 105ZM77 101V100H76ZM87 101V100H86ZM247 101H248V104L247 105H249L251 102H249L250 100L249 99H247ZM107 102V101H106ZM105 102V103H106ZM162 102V103H161ZM27 103V102H26ZM30 104V103H29ZM32 104V103H31ZM57 104V103H56ZM67 104H69V102L67 103ZM191 104V103H190ZM25 105V104H24ZM72 105V104H71ZM253 105H254V103H253ZM28 106V105H27ZM55 106V105H54ZM62 106V105H61ZM67 106V105H66ZM74 106V105H73ZM133 106H135L134 104H133ZM186 106H188L189 108H191V111H189L188 110V108L186 107ZM23 107V106H22ZM31 107V106H30ZM105 107V106H104ZM185 107H186V110H188V112H185V111H183L184 109H185ZM248 107V106H247ZM252 107V106H251ZM63 108V107H62ZM86 108V107H85ZM230 109H228V110H230ZM31 110V109H30ZM51 110V109H50ZM226 111V114H228L229 115V113H230V111ZM181 111H183L184 113H185V115L183 116V117H181L180 116V118H178V117H175V114H181L182 112ZM51 113V112H50ZM90 113V112H89ZM216 113V114H217ZM225 113V112H224ZM248 113V112H247ZM179 114V115H180ZM226 114H224V115H226ZM217 115V117H219ZM233 115V114H232ZM156 116V117H157ZM204 116V117H205ZM235 117H237L236 115H234ZM242 116V115H241ZM56 117V116H55ZM57 117H59V116H57ZM63 117V116H62ZM173 117H175V118H173ZM201 117V118H202ZM229 117H230V115H229ZM234 117V118H235ZM51 118V117H50ZM135 118V117H134ZM143 118V117H142ZM200 118V117H199ZM211 118V119H212ZM231 119H233V116L232 117H230ZM61 119H66V118H58L57 120H61ZM208 119V118H207ZM212 119V120H213ZM56 120V121H57ZM199 120V119H198ZM202 121H200V122H202L201 124L203 125L204 123H207V122H203V119H201ZM206 120V119H205ZM210 121V120H207V121H209L210 122V126H212L211 125V123H213V121ZM230 120V119H229ZM237 120H239V119H237ZM243 120H244V118H243ZM66 121V120H65ZM155 120H153L152 122H154ZM216 121V120H215ZM224 121V120H223ZM59 122H62V123H64L63 121H59ZM59 122H57V123H59ZM209 122L207 123V124H209ZM231 122H233L234 123V120L233 121H231ZM237 122V121H236ZM143 124V122H140V124ZM197 123H198V125H197ZM217 123V122H216ZM263 123V122H262ZM59 124H61V123H59ZM65 124V123H64ZM63 124V125H64ZM214 125H215V122L213 123ZM228 124V123H227ZM250 124V123H249ZM63 125H62V127H63ZM144 125V124H143ZM199 126V128L198 127H195V126ZM201 125V126H202ZM204 125H206V124H204ZM204 125H203V127H201L200 129H204ZM61 126V125H60ZM208 127H209V125H207ZM225 126V125H224ZM64 127H65V125H64ZM213 127V126H212ZM66 128V127H65ZM224 128V127H223ZM223 128H221V129H223ZM234 128H237V127H234ZM68 129V128H67ZM70 129V128H69ZM97 129V128H96ZM211 129H213V128H211ZM81 130V129H80ZM116 130V129H115ZM148 130V129H147ZM208 130V129H207ZM246 130V129H245ZM263 130V129H262ZM69 131V130H68ZM150 131V130H149ZM148 131V132H149ZM213 131H214V129H213ZM255 131V130H254ZM259 131V130H258ZM70 132H72V130L70 131ZM112 132V131H111ZM197 132V133H198ZM205 132V131H204ZM210 132H212L211 130H210ZM209 132V133H210ZM215 132V131H214ZM261 132V131H260ZM1 133V132H0ZM216 133V132H215ZM226 133V132H225ZM245 133V132H244ZM262 133V132H261ZM78 134V133H77ZM199 134V133H198ZM203 134V133H202ZM201 134V135H202ZM248 134V133H247ZM254 134V133H253ZM263 134V133H262ZM208 135V134H207ZM216 135H218V134H216ZM230 135V134H229ZM229 135H227V136H229ZM234 135V134H233ZM241 135V134H240ZM255 135V134H254ZM210 136V135H209ZM242 136H244V135H242ZM151 137V136H150ZM155 137V136H154ZM211 137V136H210ZM216 137V138H215ZM215 137H213V138H215L216 140H217V138L219 137V136H215ZM238 137H239V134H238ZM237 137V135L235 136H232V137H229V138H227V140L226 141H224L226 144H224L223 146H221L222 148H225V145L226 146H229L230 144H236V145H238V146H240L241 147V145L243 144H238L237 142H238V139L240 140L242 137H239L238 138ZM245 137H250V136H246L245 135ZM255 138H258L259 139V141L261 140L260 138H262V137H255ZM226 139V138H225ZM262 139H264V137L262 138ZM82 140H84V139H82ZM81 140V143H84L85 145L84 146H86V140L85 141H82ZM244 139L242 138V140L241 141H243ZM246 140V139H245ZM177 141V140H176ZM258 141V140H257ZM144 142V141H143ZM158 142V141H157ZM223 142V141H222ZM255 142V141H254ZM90 143V142H89ZM89 143H87V144H89ZM163 143V142H162ZM210 143H211V145H210ZM246 143V142H245ZM244 143V144H245ZM114 144V143H113ZM161 144V143H160ZM180 144V143H179ZM191 144V147L189 146ZM235 144L233 145V146H235ZM258 144H260V143H258ZM114 145H116V144H114ZM174 146H176V145H178V143L176 144H173ZM173 145H172V148H173ZM116 146H119V147H121L120 145H116ZM186 146V147H185ZM211 146V147H212ZM215 146V145H214ZM232 146V147H233ZM127 147V146H126ZM158 147V146H157ZM179 146H177V148H178ZM242 147H243V145H242ZM222 148H221V151H219L218 153H219V155L217 156V158H215V159H217V160H215L216 161V163L215 164H212L211 166V169H206V168H202V169H200L199 170V172H202L201 170H211V172L213 173H206L205 174V176L207 175V174H212L213 175V177H214V175L215 176H217L216 174H219V176H223V175H226V173H228L227 171L229 170L230 171V169H233V170H239V168H240V163H239V161H236L235 160V162H237L236 164H235V162H233V161H231L232 159H229L228 158V156L224 153V149L222 150ZM229 148V147H228ZM255 148V147H254ZM142 149V148H141ZM147 149V148H146ZM181 149V148H180ZM182 149V150H183ZM226 149V148H225ZM240 149V148H239ZM243 149V148H242ZM138 150V149H137ZM171 150H173V149H171ZM229 150V149H228ZM228 150H227V152H228ZM230 150H233V149H230ZM237 150V149H236ZM235 150V151H236ZM101 153H103V151H101V150H99ZM183 151H185V150H183ZM242 150H239L238 152H239V154H240V152H241ZM121 152V151H120ZM120 152H118V154L120 153ZM186 152V151H185ZM186 152V153H187ZM247 152V151H246ZM259 152V151H258ZM179 153H182V152H179ZM184 153V152H183ZM211 153H214V152H211ZM217 153V154H218ZM178 154V153H177ZM227 154H229V153H227ZM241 154H243V152H241ZM250 154V153H249ZM257 154H260V153H257ZM256 154V155H257ZM97 155V154H96ZM101 155V154H100ZM184 155H186V154H184ZM230 155V154H229ZM174 156H175V154H174ZM181 156V155H180ZM245 156V155H244ZM247 156V155H246ZM250 156V155H249ZM66 157H68V156H66ZM110 157V156H109ZM176 157L177 158H179V156L178 155H176ZM182 157V156H181ZM188 157V156H187ZM123 158V157H122ZM176 158V159H177ZM233 158V157H232ZM234 158H235V156H234ZM233 158V159H234ZM246 158V157H245ZM163 159V158H162ZM182 159H185V158H182ZM205 159V160H204ZM207 159V160H208ZM235 159H237V158H235ZM240 159V158H239ZM238 159V160H239ZM243 159V158H242ZM247 159V158H246ZM148 160V159H147ZM203 160L205 161V163L203 162ZM150 161V160H149ZM186 161H188V159H186ZM185 161V162H186ZM192 161H190V162H192ZM256 161H258V159L256 160ZM77 162V161H76ZM124 162V161H123ZM231 162H233L234 163V166L233 167H231L232 165L230 164ZM242 162V161H241ZM203 163H204V165H203ZM240 164V165H237V164ZM247 163V162H246ZM253 163V162H252ZM264 163V162H263ZM101 166H103L101 163H99ZM147 164V163H146ZM164 164V163H163ZM187 166L189 165V164H187V163H185ZM198 164V163H197ZM209 164H211V163H209ZM150 165V164H149ZM203 165V166H202ZM208 165V164H207ZM190 166H192V164H190ZM189 166V167H190ZM196 166V165H195ZM194 166V167H195ZM262 166H263V164H262ZM188 167V168H189ZM193 167V166H192ZM194 167H193V169H194ZM205 167H207V166H205ZM207 168H209V166L207 167ZM243 168H245V167H243ZM103 169V168H102ZM119 169V168H118ZM80 170H82L81 169V167H80ZM84 170V169H83ZM189 170H191V168H189ZM196 169H194V171H195ZM243 169H241V171H242ZM261 170V169H260ZM143 171V170H142ZM175 171V170H174ZM194 171H192V172H194ZM232 171V170H231ZM244 171V170H243ZM242 171V172H243ZM61 172V171H60ZM78 172H80V171H78ZM130 172V171H129ZM172 172V171H171ZM189 172H191V171H188V173ZM263 172V171H262ZM86 173V172H85ZM188 173H186V175L188 174ZM203 173H205L204 171H203ZM239 173V172H238ZM245 173V172H244ZM251 173H253L252 171H251ZM66 174V173H65ZM87 174V173H86ZM88 174H91V173H88ZM87 174V175H88ZM129 174V173H128ZM185 174V173H184ZM200 174V173H199ZM198 174V175H199ZM230 174H235L234 172L233 173H229V175ZM262 174H264V173H262ZM73 175V174H72ZM92 175V174H91ZM202 175H204V174H202ZM227 176V178H229L230 176ZM237 175V174H236ZM62 176V175H61ZM189 176V175H188ZM218 176V177H219ZM257 176V173L255 174V177ZM258 176H261V173L260 174H258ZM258 176L255 178V180L258 178ZM218 177H215V178H213L214 179V181L216 180V178H218ZM235 177H237V176H235ZM246 177V176H245ZM262 177V176H261ZM187 178V177H186ZM224 178H226V176L224 177ZM252 178V177H251ZM210 179H212V177L210 178ZM212 179V180H213ZM219 179V178H218ZM221 179V178H220ZM235 179V178H234ZM259 179H260V177H259ZM259 179H258V181H259ZM262 179V178H261ZM260 179V180H261ZM264 179V178H263ZM263 179L261 180V181H263ZM211 180V182H213ZM254 180V182H257V180L255 181ZM191 182H190V184H191V187H192V190H191V192H194V190H195V188L197 187V186H200L201 184H199L198 185V183L195 181V180H190ZM24 184H26V182H23ZM176 183V182H175ZM238 183H240V182H238ZM263 183H264V181H263ZM263 183H261L260 185H262ZM102 184V183H101ZM220 184V183H219ZM237 184V183H236ZM256 184H258V183H256ZM238 185V184H237ZM254 185L255 184H253V189H254ZM259 185V186H260ZM264 185V184H263ZM176 186V185H175ZM213 186V185H212ZM231 186H233V185H231ZM239 186V185H238ZM258 186V187H259ZM99 187V186H98ZM257 187V188H258ZM263 188H261L260 187V190H258V191H261V189L262 190H264V186H262ZM126 188H127V186H126ZM103 189V188H102ZM174 189H176V188H174ZM234 189V188H233ZM259 189V188H258ZM127 190V189H126ZM238 190V189H237ZM236 190V191H237ZM125 191V190H124ZM170 191V190H169ZM207 191H209V190H207ZM17 192V191H16ZM21 192V191H20ZM201 192H204V191H201ZM218 192V191H217ZM235 192V191H234ZM238 192V191H237ZM264 192V191H263ZM263 192H261V193H263ZM190 193V192H189ZM219 193V192H218ZM257 194H258V192H256ZM3 194V193H2ZM21 194V193H20ZM204 194H205V196L208 194L207 192H204ZM221 194V193H220ZM220 194H218L217 196H216V199L217 200H221V201H223V203L225 204V201L223 200V199H225L226 200V198H223L222 196L223 195H220ZM236 193H232L231 195H234V196H236L235 195ZM254 194V193H253ZM10 195H12V194H10ZM263 195H264V193H263ZM201 199H203L204 197V195L203 194H201ZM262 196V195H261ZM197 197V196H196ZM231 197V196H230ZM257 197V196H256ZM258 197H260V195L258 196ZM263 198H264V196H262ZM262 197H260V198H262ZM20 198H22V199H24L25 197H20ZM88 198V197H87ZM97 198V197H96ZM137 198V197H136ZM181 198V197H180ZM195 198V196L193 197V199ZM235 198V197H234ZM12 199L14 200H16V198L15 197H12ZM95 199V198H94ZM98 199V198H97ZM96 199V200H97ZM104 199V198H103ZM206 199V198H205ZM208 199H210V198H208ZM231 198H229V200H230ZM236 199V198H235ZM245 199V198H244ZM111 200V199H110ZM109 200V201H110ZM121 200V199H120ZM134 200V199H133ZM139 200V199H138ZM197 200V199H196ZM207 200V199H206ZM211 200V199H210ZM210 200H207L208 202H211ZM6 201V200H5ZM21 201H23V200H21ZM118 201V200H117ZM203 201H205V200H202V201H200V202H203ZM250 201H251V199H250ZM264 201V200H263ZM86 202V201H85ZM90 202H91V200H90ZM118 202H120V201H118ZM129 202V201H128ZM139 202V201H138ZM217 202V201H216ZM219 202V201H218ZM84 203V202H83ZM94 203H96L97 204V202H93V204ZM130 203V202H129ZM223 204L222 202H219V204ZM109 204V203H108ZM110 204H112V203H110ZM211 204V203H210ZM259 204V203H258ZM85 205H87V206H85V207H87L86 209H89L88 207L90 206H88V203H85ZM164 205V204H163ZM176 205V204H175ZM181 205V204H180ZM191 205V204H190ZM203 205V204H202ZM209 205V204H208ZM212 205V204H211ZM228 205V204H227ZM226 205V206H227ZM93 206H95L96 207V205L94 204V205H92V209H90V210H93ZM98 206V205H97ZM205 206V205H204ZM203 206V208H205ZM217 206H220V205H217ZM217 206H214V208L215 207H217ZM5 207V206H4ZM91 207V206H90ZM102 208H104L103 206H101ZM221 207V206H220ZM125 208H127L126 206H125ZM198 208H200V206H198ZM202 208V207H201ZM82 209H83V207H82ZM97 209V208H96ZM96 209H95V211H93V212H96V213H98V211H96ZM98 209H100L101 210V208H99V206H98ZM106 209V208H105ZM118 209V208H117ZM182 209V208H181ZM215 209H218V208H215ZM239 209V208H238ZM85 210V209H84ZM165 210V209H164ZM168 210V209H167ZM120 211V210H119ZM246 210H244V212H245ZM3 212V211H2ZM58 212V211H57ZM102 213L104 212L103 210L101 211ZM107 212V211H106ZM122 212V211H121ZM243 212V213H244ZM250 212V211H249ZM245 213H247V212H245ZM255 213H256V211H255ZM67 214V213H66ZM100 214V213H99ZM227 214V213H226ZM29 215V214H28ZM173 215V214H172ZM230 214H228L227 216H229ZM245 215V214H244ZM69 216V215H68ZM81 216H83V214L81 215ZM100 218H103V215H102V217H101V215H98ZM164 216V215H163ZM245 216H247V215H245ZM254 216V215H253ZM73 217V216H72ZM204 217V216H203ZM121 218V217H120ZM172 218V217H171ZM229 218V217H228ZM246 218V217H245ZM95 220H96V218H94ZM230 219V218H229ZM116 220V219H115ZM208 220V219H207ZM206 220V221H207ZM238 220V219H237ZM169 221V220H168ZM230 221V220H229ZM240 221V220H239ZM243 221V220H242ZM124 222V221H123ZM263 222V221H262ZM135 223V222H134ZM168 224V223H167ZM232 224V223H231ZM235 224V223H234ZM248 224V223H247ZM102 225V224H101ZM73 227H74V225H73ZM103 227H105V226H103ZM122 227V226H121ZM135 227V226H134ZM206 227V226H205ZM215 227V226H214ZM250 227V226H249ZM75 229V228H74ZM104 229V228H103ZM180 229V228H179ZM185 229V228H184ZM224 229V228H223ZM44 230V229H43ZM73 230V229H72ZM71 230V231H72ZM182 230V229H181ZM259 230V229H258ZM51 231H53V230H51ZM73 231H75V230H73ZM107 231V230H106ZM50 232V231H49ZM54 232V231H53ZM66 232V231H65ZM249 232V231H248ZM72 233H74V232H72ZM110 233V232H109ZM214 233V232H213ZM66 234V233H65ZM67 234H69L68 232H67ZM247 234V233H246ZM205 235H207V234H205ZM209 237V236H208ZM60 239V238H59ZM256 239V238H255ZM254 239V240H255ZM169 240V239H168ZM233 240V239H232ZM61 241V240H60ZM252 241V240H251ZM70 242H72V241H70ZM152 242V241H151ZM193 242V241H192ZM229 242V241H228ZM253 242V241H252ZM77 243V242H76ZM194 244V243H193ZM196 244V243H195ZM249 244H252V243H249ZM260 244H262V243H259V246H258V249H261V246H260ZM200 247V246H199ZM201 247H203V246H201ZM211 247V246H210ZM238 247H239V245H238ZM262 247L264 248V246H263V244H262ZM250 248V247H249ZM262 248V249H263ZM205 250V249H204ZM249 250V249H248ZM264 250V249H263ZM252 251V250H251ZM260 252H261V255H262V253H264V251H261V250H259ZM260 252H258V254L260 253ZM68 254V253H67ZM236 254H238V253H236ZM251 254V253H250ZM19 255H21V254H19ZM264 255V254H263ZM262 255V256H263ZM66 256V255H65ZM70 256H71V254H70ZM194 256V255H193ZM234 256V255H233ZM235 256H237V255H235ZM261 256V257H262ZM220 257V256H219ZM250 257V256H249ZM259 257H260V254H259ZM260 257V259H262ZM17 258H21V257H16V259ZM256 258V257H255ZM254 258V259H255ZM105 259H107V258H105ZM236 259V258H235ZM264 259V258H263ZM62 260H65V259H62ZM89 261L88 262H90V260H93V258H91V259H88ZM108 260V262H110L109 261V259H107ZM107 260H104V261H106V263L108 264V262H107ZM128 260V259H127ZM47 261H49V260H47ZM46 261V263H48ZM80 261V260H79ZM87 261V260H86ZM250 261V260H249ZM251 261H253V260H251ZM262 261H264V260H262ZM66 261H64V264H66L65 263ZM91 262H93V264L95 263V260L94 261H91ZM91 262H90V264H91ZM97 262H98V260H97ZM26 263V262H25ZM24 263V264H25ZM41 263H43V262H41ZM105 263V262H104ZM105 263V264H106ZM251 263V262H250ZM256 264L258 263V262H255ZM15 264H17V262L15 263ZM27 264V263H26ZM73 264V263H72ZM76 264V263H75ZM99 264V263H98ZM243 264H245V263H243Z\"/></svg>",
  "mask_w": 264,
  "mask_h": 264
}]
</instances>
